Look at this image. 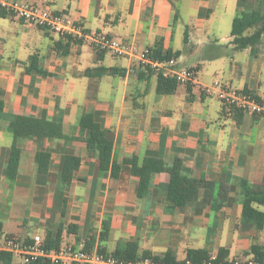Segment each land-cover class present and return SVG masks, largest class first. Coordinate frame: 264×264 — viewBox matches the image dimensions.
<instances>
[{
    "label": "crops",
    "instance_id": "crops-1",
    "mask_svg": "<svg viewBox=\"0 0 264 264\" xmlns=\"http://www.w3.org/2000/svg\"><path fill=\"white\" fill-rule=\"evenodd\" d=\"M9 1L49 8L87 32L104 33L139 50L153 48L161 39L164 52L179 53L178 68L197 71L199 84L218 80L229 88L249 91L264 104V34L255 54L250 47L237 49L230 36L233 19L241 13L264 12V0ZM179 7L194 23L186 27L182 46L174 49L171 25ZM59 37L6 11L0 16L2 236L29 240L35 235L44 238L47 231L55 234L65 198L61 246H79L93 238L92 248L103 246L111 254L135 242L139 254L169 253L176 262L186 258L188 249L216 257L222 248L232 259L250 254L256 246L264 254V223L259 228L256 221L243 217L240 205L242 179L253 186L264 185V118L244 113L238 123L236 113L200 94L197 87L187 90L180 85L171 95H158L154 74L142 73L139 64L109 51L99 59L85 41L72 44L69 54L60 57L53 48ZM31 58L47 75L35 69L26 72ZM97 68L109 72L83 75ZM86 108L113 134L112 163L120 165L118 179L98 168L97 154L88 153L81 141H35L8 130L14 115H44L49 122L61 120L64 135L86 138L88 131L79 126ZM12 149L20 154L17 177L9 181L6 167ZM41 151L50 153L45 175L38 174ZM147 152L157 156L164 170L151 175L146 196L139 198L138 179L123 162L139 165ZM65 155L80 158L68 189L64 187ZM176 156L182 159V169L170 175L166 169ZM180 177L213 182L214 188L200 189L191 206L175 207L166 202L164 192ZM220 180L229 187L225 203L218 198ZM256 208L264 213V206ZM106 218L109 239L100 244L98 236ZM0 264L21 262L12 255Z\"/></svg>",
    "mask_w": 264,
    "mask_h": 264
},
{
    "label": "trees",
    "instance_id": "trees-1",
    "mask_svg": "<svg viewBox=\"0 0 264 264\" xmlns=\"http://www.w3.org/2000/svg\"><path fill=\"white\" fill-rule=\"evenodd\" d=\"M242 3L248 0H239ZM5 13L4 10L0 9V16ZM258 25V29L251 34H246V32ZM42 29V28H40ZM45 30L46 29H42ZM87 32V31H86ZM264 34V12L256 11L253 14L241 13L236 16L231 24L230 36L233 37V43L236 45L237 49H243L250 47L252 54H255V48L260 42L262 35ZM82 40H77L70 35L60 36L57 41L53 43V48L60 57H66L70 52V47L72 44H80ZM152 55L159 60L174 58L177 59L179 53H172L171 50H162V40L158 39L153 48H149ZM98 54V58L101 59L103 53L107 50H95ZM33 58L30 59L29 65L26 67V72L29 73L32 69H35L40 75H47L42 69L37 68L33 65ZM140 66V65H139ZM142 68V67H141ZM109 70L103 68H97L95 70H85L83 75L86 77H92L94 75H100L102 73H107ZM145 74H153V72L144 70ZM156 76V89L155 92L158 95H171L173 94L177 87L180 86L174 79L163 78L160 75ZM187 90L191 86H185ZM257 98V97H256ZM258 100V99H257ZM259 101V100H258ZM2 112V103L0 101V113ZM236 113L235 119L239 123V117H241L242 112ZM79 126L82 129L88 131V136L86 138H77L66 136L62 133L61 120L57 122H49L42 115L40 118L27 117L22 115H14L10 118L8 124V130L11 134L18 137H27L35 141L47 138H57L62 139L66 143H71L74 141H81L85 144L88 153H96L98 159V168L103 172H108L112 179H118L120 172V165L112 163V151L114 137L109 131L104 130L102 124L98 122L95 118L94 111L90 108H86L83 115L79 119ZM19 150L12 149L10 151L7 167H6V178L9 181H14L18 173V161H19ZM63 164L67 168L64 187L68 189L73 177V173L78 170L80 166V158L73 155H65L62 158ZM125 165L131 166V173L133 176L137 177V196L143 198L146 196L147 189L150 182V177L152 174L162 172L163 166L161 162L157 159V156L152 153H145L142 162L139 165H133L130 161L125 160L123 162ZM50 165V153L48 151H41L38 160V174L45 175L47 173L48 167ZM182 169V159L178 156L174 158L173 164L170 168L166 169V172L170 175H178ZM214 188V183L198 178H188L180 177L178 181L171 183L167 186L164 195L166 202L175 207H187L191 206L197 199L198 192L200 189H208L211 191ZM241 215L243 217L252 219L257 222L259 228L263 226L264 223V213L259 211L256 206H264V185L253 186L245 179L241 180ZM229 187L223 181H219V193L218 198L222 203L226 202L227 193ZM65 198L63 199V206L60 212L61 222L59 223L58 230L55 234L47 231L44 236V244L48 250L58 249L61 247V234H62V219L64 217L65 209ZM72 228V225L68 226ZM2 226L0 223V236ZM110 234V223L108 218L104 219L101 225V231L98 236V241L103 244L108 241ZM93 238L84 243L86 249L92 248ZM100 253H106L103 246L98 247ZM250 254L255 255L258 258L264 256L262 252H259L256 246L250 248ZM114 257L122 260L130 261L138 258L151 257L153 260L158 262H163L167 264H175L176 260L169 253L162 256H152L148 252L142 254L138 253V246L135 242H129L126 248L122 251L115 250L111 253ZM209 256L202 250L188 249L186 251V259L190 261H199ZM12 255L0 252V261L10 260ZM217 261L227 260L228 252L225 249L220 248L217 253ZM32 264H50L48 262L38 261Z\"/></svg>",
    "mask_w": 264,
    "mask_h": 264
},
{
    "label": "built area",
    "instance_id": "built-area-1",
    "mask_svg": "<svg viewBox=\"0 0 264 264\" xmlns=\"http://www.w3.org/2000/svg\"><path fill=\"white\" fill-rule=\"evenodd\" d=\"M0 9L25 24L46 29L59 36L70 35L77 40L89 43L95 50H107L118 57H127L139 64L142 69L160 75L163 78L174 79L181 86L197 87L200 94L215 98L227 111L242 112L264 118V104L249 91L229 88L218 80L211 84H199L195 69L178 68L177 59H156L149 48L139 50L136 45L114 40L104 33L86 32L66 15L53 13L49 8L37 5L19 4L9 0H0ZM0 252H5L20 258L21 264H32L38 261L50 264H167L153 260L151 257L135 260H122L111 254L100 253L97 248L86 249L84 244L75 246L66 244L58 249L48 250L44 238L35 235L29 240H20L10 236H0ZM175 264H264L261 258L253 254L217 261L215 256L199 261L186 258Z\"/></svg>",
    "mask_w": 264,
    "mask_h": 264
},
{
    "label": "rangeland",
    "instance_id": "rangeland-1",
    "mask_svg": "<svg viewBox=\"0 0 264 264\" xmlns=\"http://www.w3.org/2000/svg\"><path fill=\"white\" fill-rule=\"evenodd\" d=\"M178 14L176 16L175 19L172 20V25H171V29L173 31V35H174V45H172V47H174V49H178V47H181L184 41V32L186 27H192L193 26V19H190L187 17V11L185 10V8H178ZM220 11V10H219ZM226 20V19H225ZM224 29L226 28H222L221 30L224 31ZM181 49V48H180ZM171 97H167V101H169ZM38 233H42L40 230L38 231Z\"/></svg>",
    "mask_w": 264,
    "mask_h": 264
}]
</instances>
